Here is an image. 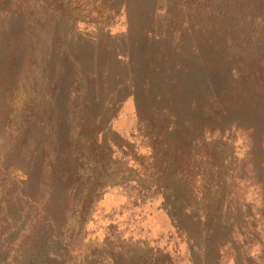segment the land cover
Returning <instances> with one entry per match:
<instances>
[{
    "label": "rangeland",
    "instance_id": "rangeland-1",
    "mask_svg": "<svg viewBox=\"0 0 264 264\" xmlns=\"http://www.w3.org/2000/svg\"><path fill=\"white\" fill-rule=\"evenodd\" d=\"M260 90L264 4L0 0V264H263Z\"/></svg>",
    "mask_w": 264,
    "mask_h": 264
},
{
    "label": "trees",
    "instance_id": "trees-1",
    "mask_svg": "<svg viewBox=\"0 0 264 264\" xmlns=\"http://www.w3.org/2000/svg\"><path fill=\"white\" fill-rule=\"evenodd\" d=\"M233 1L234 2H239V4H242L245 1H247L248 3H251V2L260 3V5H263L264 4V0H233ZM260 92L263 93L262 98H263V102H264V92L262 90H260ZM253 129L254 128L251 127V131H253ZM260 145L264 147V131L262 132V136L260 138ZM203 157L206 159V162L207 161H210L212 159V158H210L209 154H204ZM247 167H248L247 173L252 175L250 177V180L260 189V193H261V196H262V198H260V204L257 206V211H255L252 214H249V217H251V219H252L251 220L252 223L249 226V229L251 231L252 230L255 231V230L258 229V227H261V223L259 224V226H257L258 225L257 224L258 221L260 219H264V176H257L255 174L256 173V168L254 166L253 160L248 162ZM69 172H64L63 173V176L59 179L65 185H68V181L71 178L70 177L71 173H69ZM185 197H187L186 199L189 201V203H192L194 205V203L191 202V201H193V198L191 197V195L185 194ZM240 242L242 243V245H249V246H251V243H257L258 245L262 246V239L256 240V242H255L254 239H248L246 237H243Z\"/></svg>",
    "mask_w": 264,
    "mask_h": 264
}]
</instances>
